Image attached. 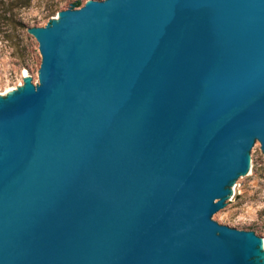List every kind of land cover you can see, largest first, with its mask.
<instances>
[{"label":"water","instance_id":"obj_1","mask_svg":"<svg viewBox=\"0 0 264 264\" xmlns=\"http://www.w3.org/2000/svg\"><path fill=\"white\" fill-rule=\"evenodd\" d=\"M75 2L0 95V264H264L221 218L264 154V0Z\"/></svg>","mask_w":264,"mask_h":264},{"label":"rangeland","instance_id":"obj_2","mask_svg":"<svg viewBox=\"0 0 264 264\" xmlns=\"http://www.w3.org/2000/svg\"><path fill=\"white\" fill-rule=\"evenodd\" d=\"M73 0H29L23 7L9 6L14 15L29 26H41L54 17L58 10L65 9ZM70 8L80 6L85 0ZM8 12V11H7ZM40 55L32 36L24 32L16 36L10 23L0 24V95L19 86L22 79L35 84ZM24 72V74H23ZM221 218L229 225L251 231L264 242V154L260 153L259 168L248 178L243 189L227 207Z\"/></svg>","mask_w":264,"mask_h":264},{"label":"trees","instance_id":"obj_3","mask_svg":"<svg viewBox=\"0 0 264 264\" xmlns=\"http://www.w3.org/2000/svg\"><path fill=\"white\" fill-rule=\"evenodd\" d=\"M28 1L29 0H0V24L4 25L10 23L11 29L16 30V36L24 32L27 26L17 15H14L15 12L11 11L9 6L23 7ZM76 5L77 3L74 4V6Z\"/></svg>","mask_w":264,"mask_h":264},{"label":"bare ground","instance_id":"obj_4","mask_svg":"<svg viewBox=\"0 0 264 264\" xmlns=\"http://www.w3.org/2000/svg\"><path fill=\"white\" fill-rule=\"evenodd\" d=\"M23 74H24V72H23Z\"/></svg>","mask_w":264,"mask_h":264}]
</instances>
